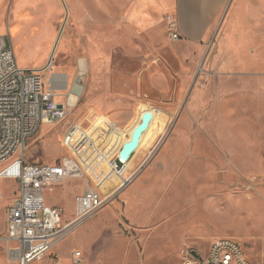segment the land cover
Segmentation results:
<instances>
[{
    "label": "rangeland",
    "instance_id": "rangeland-1",
    "mask_svg": "<svg viewBox=\"0 0 264 264\" xmlns=\"http://www.w3.org/2000/svg\"><path fill=\"white\" fill-rule=\"evenodd\" d=\"M75 2L0 0V34L19 67L49 64L43 78L68 76L56 100L68 103L69 115L42 124L27 140L25 158L54 163L67 155L63 133L78 119L88 127L89 107L118 102L116 122L127 142L143 114L152 117L127 161L128 185L30 264H182L219 238L236 240L248 259L263 264L264 40L248 30V0H230L200 51L177 31L173 38V13L125 10L127 3L116 10L112 1L110 15L68 10ZM20 10L28 14L16 18ZM38 16L53 29L44 33L53 36L44 53L33 46ZM122 17L128 31L104 25ZM74 84L78 94L69 91ZM86 188L81 179L49 185L44 203L68 221ZM17 195V182L0 178V264H14L3 237Z\"/></svg>",
    "mask_w": 264,
    "mask_h": 264
},
{
    "label": "built area",
    "instance_id": "built-area-1",
    "mask_svg": "<svg viewBox=\"0 0 264 264\" xmlns=\"http://www.w3.org/2000/svg\"><path fill=\"white\" fill-rule=\"evenodd\" d=\"M173 38H178L175 18L168 17ZM41 69L20 68L5 34H0V178L18 184V195L5 215L8 258L14 264L41 260L64 233L102 207L131 181L128 164L119 155L107 153L81 123H71L63 133L67 155L54 163L25 158L26 142L42 124L56 125L70 113V107L55 99L58 90ZM61 104V106H59ZM114 129V126H111ZM66 179H81L87 188L75 197L74 213L62 222V211L44 203L43 192ZM264 264V239L261 246ZM78 260V258H74ZM182 264H255L245 256L239 242L219 238L204 255L189 252Z\"/></svg>",
    "mask_w": 264,
    "mask_h": 264
},
{
    "label": "crops",
    "instance_id": "crops-1",
    "mask_svg": "<svg viewBox=\"0 0 264 264\" xmlns=\"http://www.w3.org/2000/svg\"><path fill=\"white\" fill-rule=\"evenodd\" d=\"M110 1L114 2L116 5ZM229 2L230 0H76L73 7H66L68 10H101L107 15H110L108 10H112V4L115 5L116 10H120V7L127 3V5H130L129 8L122 6L125 10H159L161 14L173 13L176 20L177 32L179 36H181L182 41L188 48L200 51L202 42L212 31L213 25L219 20L223 10ZM76 4L79 6H76ZM25 14L27 13L20 10L16 18ZM41 20V17L38 16L36 24H33L34 26L37 25L40 31L33 41V46H36L37 49H40L44 53L48 50L50 40L53 37H51L50 34L44 35V33L49 31L53 32V29H51L45 20ZM103 22L104 25L107 24L106 26H112L115 30H129L126 25H124V17L109 21L104 20ZM12 25L14 26L13 35H15L16 23L14 22ZM248 25H250L248 30L259 32V35L264 40V0H248ZM42 32L43 35H41ZM46 37H48V39H45ZM105 59L107 61V56L104 60ZM54 75L60 77L58 84H55L53 81ZM46 78H50L52 87L58 90V96L63 97V93L59 92L60 89L58 86L62 85L64 80L68 82L66 73L54 71V73L47 74ZM96 100L92 102L94 103ZM60 102L68 104L66 101ZM117 103L118 102H110L98 106L95 104L96 106L92 108L89 107L90 109L88 108V111L91 113L86 118L88 125L86 128L83 126L84 120L78 119L76 121L81 123L82 126L94 136L99 145L111 155H120L124 144L127 142L126 138L119 133L124 131V129L118 127L116 122L121 115L119 109H117ZM91 116H93L92 119H90ZM111 126H114L113 130ZM132 153L128 157L129 160L132 157Z\"/></svg>",
    "mask_w": 264,
    "mask_h": 264
},
{
    "label": "water",
    "instance_id": "water-1",
    "mask_svg": "<svg viewBox=\"0 0 264 264\" xmlns=\"http://www.w3.org/2000/svg\"><path fill=\"white\" fill-rule=\"evenodd\" d=\"M60 90H65L68 88L67 80H64L62 85L58 86ZM71 93L78 94L79 93V86L78 84H74L70 90ZM61 106V104H59ZM151 114L149 112H145L142 116V122L139 126H137L133 132V135L131 137V140L129 142H126L120 152L119 160L120 161H126L129 157V155L137 148L139 139L141 136V133L146 130L148 127V123L151 119Z\"/></svg>",
    "mask_w": 264,
    "mask_h": 264
},
{
    "label": "bare ground",
    "instance_id": "bare-ground-1",
    "mask_svg": "<svg viewBox=\"0 0 264 264\" xmlns=\"http://www.w3.org/2000/svg\"><path fill=\"white\" fill-rule=\"evenodd\" d=\"M28 14V13H27ZM26 15V14H25ZM24 16V15H23ZM23 18V17H22ZM21 22V21H20ZM18 23L19 22H17L16 23V30H15V34H17V31H18ZM38 23V22H37ZM21 25V24H20ZM31 26V25H30ZM30 26H29V28H30ZM28 28V30H30ZM21 29V28H20ZM25 32V31H24ZM23 39V38H22ZM30 39V38H29ZM28 40V39H27ZM20 41H21V38H17V40H16V44L20 47V45H21V43H20ZM22 43H23V40H22ZM20 44V45H19ZM24 46V45H23ZM13 48V47H12ZM51 65V64H50ZM50 68V67H49ZM53 81L55 82V84H58L59 83V81H60V77L59 76H57V75H54V77H53ZM50 82H51V80H50ZM59 95V93L57 92V94L55 95V99H56V97ZM71 109V108H70ZM188 143V142H187ZM211 174V173H210ZM209 216V215H208ZM207 216V217H208ZM78 226V225H77ZM76 226V227H77ZM76 227H74V228H72V229H70V230H68V231H66L65 233H64V236L67 234V233H69V232H71L72 230H74ZM63 238V236L62 237H60L55 243H57L60 239H62ZM50 250V249H49ZM9 260H11V259H9ZM12 261V260H11Z\"/></svg>",
    "mask_w": 264,
    "mask_h": 264
}]
</instances>
